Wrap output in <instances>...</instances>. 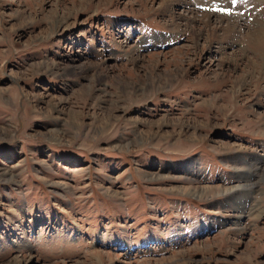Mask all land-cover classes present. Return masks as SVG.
Returning a JSON list of instances; mask_svg holds the SVG:
<instances>
[{
  "label": "rangeland",
  "instance_id": "374dc122",
  "mask_svg": "<svg viewBox=\"0 0 264 264\" xmlns=\"http://www.w3.org/2000/svg\"><path fill=\"white\" fill-rule=\"evenodd\" d=\"M263 30L264 0H0V264H264Z\"/></svg>",
  "mask_w": 264,
  "mask_h": 264
},
{
  "label": "bare ground",
  "instance_id": "6f19581e",
  "mask_svg": "<svg viewBox=\"0 0 264 264\" xmlns=\"http://www.w3.org/2000/svg\"><path fill=\"white\" fill-rule=\"evenodd\" d=\"M264 31V30H263ZM222 48V47H221ZM263 72H264V66H263ZM262 94L264 95V89H263V91H262ZM244 159V158H243ZM262 159H264V155L262 156V157H258L257 159L256 158H253V157H250V160H254V161H256L257 163H262L263 161H262ZM239 160H242V158L241 157H239V158H236V161H238V164H240V161ZM249 160V161H250ZM195 160H192V161H188V162H186V163H184V165H182V167L183 166H187V165H190V164H192V162H194ZM254 163V162H253ZM238 171V172H237ZM237 177H236V179H237V181H239V184L236 186H232V187H229V192H230V194H228V195H230V198L231 197H233V196H235V194H242V195H244V197H243V199H240L239 198V200H240V202H242V203H240L239 202V204L241 205L240 207H243V206H245V203H247V200L250 198V192H249V190H248V187H252V186H254L255 185V183L254 182H249V183H246L245 185H242V181L244 180L243 178H246V176L244 177L243 176V174L242 173H244V172H247L246 171V167L244 168V167H241V166H238V169H237ZM241 174V175H240ZM250 177V176H249ZM155 181L156 180H160V179H162V177H160V176H156V178H155V176H153L152 177ZM241 180V181H240ZM246 186V187H245ZM219 187V186H218ZM250 190H251V188H249ZM215 190H218V189H216V187H210V186H205V187H199V188H193V189H188V188H185V191H187V192H189V193H191V196H195V197H199V198H202L203 196H219L220 194H222V193H224V192H215ZM214 192V193H213ZM223 196L225 197V198H228L227 197V194H223ZM222 196V197H223ZM236 197V196H235ZM244 200V201H243ZM249 214H253V213H249ZM251 216V215H250ZM237 227H238V229H239V226H238V224L237 223H234ZM240 230H242V228H240L239 229V231ZM232 232V231H231Z\"/></svg>",
  "mask_w": 264,
  "mask_h": 264
},
{
  "label": "crops",
  "instance_id": "0c3cea01",
  "mask_svg": "<svg viewBox=\"0 0 264 264\" xmlns=\"http://www.w3.org/2000/svg\"><path fill=\"white\" fill-rule=\"evenodd\" d=\"M253 135H255V134H253ZM256 136V135H255ZM259 141H261V140H257V139H255L254 140V143L252 144V146H251V148H249V149H251V150H249V149H245L241 154H243V156H245V154L246 153H248V154H257V149H258V151H260V152H264V144H263V142L262 143H260L259 144ZM256 146V147H255ZM246 148H248V147H246ZM256 157H258V156H256ZM253 158H255V157H253ZM257 159V158H256ZM198 160V159H197ZM248 160H250V159H248ZM196 161V160H195ZM248 162H255L256 163V161H254V160H251V161H248ZM245 163H247V162H245ZM257 165H260L261 163H256ZM235 166H236V163H235ZM179 167H181V168H183L182 167V165L181 166H178V167H176V168H179ZM185 168V167H184ZM188 168V167H187ZM229 168H231L230 166H229ZM233 172H227V173H225V174H229V173H231L230 175H232V176H235V172H234V170H232ZM198 177V176H197ZM223 179H225V178H223ZM222 186V185H221ZM224 187V186H223ZM227 198H225V197H219L218 199H217V202H215L214 204H216V208H223V209H226L229 205L227 204Z\"/></svg>",
  "mask_w": 264,
  "mask_h": 264
}]
</instances>
